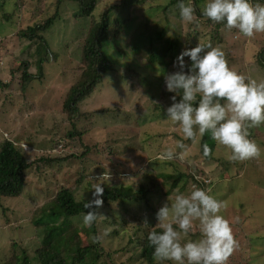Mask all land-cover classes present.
<instances>
[{"label":"rangeland","instance_id":"1","mask_svg":"<svg viewBox=\"0 0 264 264\" xmlns=\"http://www.w3.org/2000/svg\"><path fill=\"white\" fill-rule=\"evenodd\" d=\"M116 1L100 0L94 15L99 17ZM171 1L147 0L132 9L114 12L113 16L127 17L129 20L127 32L115 39L112 43L116 46L114 53L110 49L109 53L112 59H117L118 62L123 59V64L128 63L129 66L116 65L117 70L107 73L93 100H88L83 106L91 114L78 122V129L82 130L93 123L94 130L91 129L81 139L71 140L65 137L71 125L67 114L63 113V102L67 90L82 73L84 64L80 58V50L92 18L76 17L74 13L79 4L75 1L65 0L59 4L58 0H0V142L5 138L14 140L32 160L42 154L49 156L75 152L83 156L82 161L85 160L84 154L81 155L85 150V143L101 139L110 142L112 152L110 149H104L103 153L95 150L86 163L71 156V164L61 167L64 170L58 178L62 184L75 186L77 196L85 198L91 196V188L85 182L87 178L80 181L82 171L91 175L90 181L93 184L107 170L111 174L110 182L130 184L136 189L143 185L149 189L145 200L140 204L135 202L126 205L131 217L138 213L143 219L150 218L153 209H160L165 203L170 204L168 197L174 198L176 195L169 194L173 180L164 175L184 173L180 182L184 186L181 193L188 194L192 191L194 183L187 179L186 174H193V170L196 172L198 169L193 167L195 165L205 172L203 175L196 172V176L212 179L211 195L226 205L220 214L229 220L238 242V247L227 264H264V124L249 130L250 135L255 136L250 138L261 149L260 157L236 162L237 165L234 162L225 172H221L219 162L207 164L204 161L200 152V140L197 144H192L190 140L184 141L189 145L190 151L183 161L174 159L176 164H173L169 160L159 159L166 147H174L177 141L182 140L179 125H174L167 118L170 104L166 100H158L162 90L161 78L166 74V69L173 68L174 65L164 56L167 45L159 44L158 59L153 64H147L145 55L134 53V48L141 50L158 29L165 28L168 36L182 39L191 31L187 29L189 24L181 21L179 7L170 4ZM191 2L193 4V0ZM253 3L264 5V0H253ZM10 13L13 16L9 20L7 14ZM55 14L58 16L49 33L56 36V45L52 39L50 43L54 45L52 50L58 52V55L50 57L49 62L45 63L48 72L45 78L29 82L23 94L20 84L22 61H29V71L36 74L34 60L40 55L36 53L37 44L22 37L21 32ZM47 32L44 36L49 41ZM221 33L225 39L221 46L229 66L246 77L264 79V67L260 64V55L264 51V33L248 38L236 29L227 30L225 26ZM135 36L138 37L136 41ZM123 54L128 61H124ZM175 67L177 68V63ZM33 98L35 101L31 102ZM31 103H35L36 107L32 108ZM90 117L94 119L91 123ZM52 139L64 145L60 148L61 152L58 151L60 153H49V140ZM217 147L216 157L227 159L231 154L224 146ZM98 167L106 170L97 169ZM58 187L59 181L53 176V168H40L38 171L31 169L27 186L21 195L2 197L0 262L10 253L14 241L24 246L30 256L34 255L45 229L51 225L37 228L33 220L46 215L44 212L50 210L53 205L51 199ZM43 205L45 211L37 213ZM100 210V213L110 212V209ZM33 211L37 213L34 218ZM120 211L115 208L113 212ZM105 218L108 219V215L100 216L98 222L101 223ZM133 224L113 235L110 232L117 225L105 223L107 227H104L100 224L98 232L94 233L92 230L88 235L84 233L83 238L102 236L99 244L105 250L113 252L118 264H146L141 262L139 251H135V244L129 241L131 235L135 237ZM118 226L121 230L122 226ZM38 231L41 236H38ZM200 238L197 224L186 239ZM163 264L173 262L164 261Z\"/></svg>","mask_w":264,"mask_h":264},{"label":"trees","instance_id":"2","mask_svg":"<svg viewBox=\"0 0 264 264\" xmlns=\"http://www.w3.org/2000/svg\"><path fill=\"white\" fill-rule=\"evenodd\" d=\"M64 1L65 0H58V3L60 4ZM68 1H75L79 4L78 9L74 13L76 17L92 18L89 29L86 31L87 33L85 32L86 34L82 39V47L80 50V58L84 64L82 73L79 79L67 90L63 102V113L67 114L68 122L71 125V128L66 132L65 137H69L71 140H73L74 138L81 139L83 135L86 133L88 134L92 127H94L93 123H91L94 120L92 117L89 118V123L91 124L86 125L82 130L78 129V122L81 119L88 118V116L91 114L90 112H87L83 106L88 103V100H93L95 97L94 94L96 95L95 92L102 85L101 83H103L107 73L117 70L118 68L116 65L126 67L129 66L128 63L123 64V59H121L119 62L117 59H112L109 53V49L112 54L114 53V48H116V46H114L112 43L115 41V39H119L121 35L127 32L126 26L128 25L129 20L127 17L121 18L119 16H113L114 12L116 13L120 9H132L139 4L145 3L147 0H117L116 2L109 5L107 9H105V11L99 15V17H96L94 13L100 5V0ZM187 1L189 0H183L185 4L188 3ZM180 2L181 0H172L170 4L172 3L178 6ZM204 3L205 0H193V6L196 9L199 27L188 23L189 25L187 29H191V31H188L183 39L178 36H168L165 33L167 31L165 28V30L163 28L161 30L158 29L155 30V35L150 37L151 39L149 43H147V45L145 43L141 50H137L135 47L134 49L136 52L134 53H143L147 58V64H153L155 63L156 59H158V46H160L159 44L162 43L163 45H167L164 56L175 67L177 58L180 56V54L185 49L196 47L199 42L204 44L211 43L213 46L223 45V43H225V39L221 32L222 27L224 28V24L214 23L201 14L200 9ZM167 7H169V4ZM7 15H9L7 17L9 20L13 16L11 13ZM57 16L58 14H55L46 20H42L35 23L34 25L29 26L21 32L22 37L28 39L31 41V43L37 44L38 48L36 53L40 55L36 58V60H34L37 68L36 74L29 71V61H22V72L20 79L22 92L26 90L29 82H32L36 79L40 80L45 78V74L48 73L45 63L49 62L50 57H56L58 55V52L52 50L54 45L52 46L50 43V39H52V42H54L56 45V36L53 37L52 33H49L52 30ZM46 31H48L47 35L49 38H47L49 41L44 36ZM136 38L138 37L135 36V41ZM132 47H134L133 44ZM32 56L33 55H31V57ZM123 57L125 58L126 55L123 54ZM184 60V71L190 72L192 61L188 56H185ZM124 61H128V59L125 58ZM260 64L264 67V51L260 55ZM174 67L167 68L166 74L161 78L162 90L158 98V100H166L170 106L173 103L171 99L172 96H177V102L182 99V95L169 92L166 88L165 76L180 70L178 66L177 68ZM33 101H35L34 98L31 102ZM31 107H36L35 103H31ZM158 107L159 106H156V108ZM24 111H26L25 113H28L27 110ZM89 126L91 127L87 129ZM92 130H94V128ZM250 137L255 136L250 135ZM49 141V153H60V148H62L64 145L60 144L58 140L55 141L52 139ZM72 143L73 142H71V144ZM204 144L209 146L212 151V155L208 157L203 155ZM84 146L85 150L81 153V155L84 154V161L81 160L83 156H80L75 152L71 154H62L63 156L61 154L49 156L42 154L38 158L32 160L28 158V155H26L23 147L18 146L14 140L5 138V140L0 142V203L2 197H16L24 192L31 169L38 171L40 168L48 167V170L53 168V176L59 181V187L56 188L57 192L51 199L53 202L52 207L49 211L47 210L48 212H44L45 206H41L37 213L44 212L46 215L33 220V224L37 228H43L47 225H51L50 228L45 229L46 231H44L42 236L41 244L36 248L34 255L30 256L28 250L24 246L19 245L14 241L12 242L10 253L4 258V260L0 262V264H118L114 260L113 252L107 251L101 247V244H99L100 241L94 242V238L91 239V237H87L86 239L83 238L84 233L85 235H88L92 230L94 233L98 232L100 224L104 225V227H107L105 223L117 225L116 228L110 232V235L119 234L123 229H126L130 224L134 223L133 227L135 232L133 235H135V237L131 235L129 240L130 243L135 244V251H139L140 258L142 259L141 262L146 264H157V262L153 259L154 248L150 245L147 237L150 230L160 231V229L156 226L158 223L156 214L159 209H153L151 217L143 219L140 218L141 215H138V213L133 214V217H131L126 206L127 203L136 202L140 204L142 200H145L144 198H146V195L149 194V189L143 185L140 186L139 189H136L130 184L125 183L116 184L114 182H108L102 184V187L104 188L102 195L103 205L99 208H95V211H97L100 215H108L109 218H105L101 223H99L97 220L91 227L85 226L83 224V214L92 210L84 209L83 203L84 200L88 201L93 199V190H91V196L88 198H85L84 196H77L75 186L65 185L60 182V178L58 177L62 175L64 170L61 169V167L71 164V156H74V158L86 163L90 158V154L95 150L102 151V153L104 149L107 151L110 149V152L113 151V146L110 145V142L103 139L94 141V143H85ZM217 146V143L211 138L210 133H206L200 139V152L204 158V161L207 164H211L213 161L219 162V164L222 166L221 172H225L231 168L234 162L229 161L224 157H216V149L218 148ZM169 161L173 164H176L175 160ZM193 167L198 169L196 172H200L201 175L205 173L202 169L196 167L195 165H193ZM97 169L106 170L101 167H98ZM196 172L193 170V174H186L187 179H191L193 181L195 188L208 190V193L211 195L213 192L210 190L212 179H205L204 176H196ZM161 174L162 176L164 175L163 173ZM226 174L228 173L226 172ZM184 175V173L164 175L165 178H171L173 180L171 192H169L170 195L173 193H181V190L184 186H181L180 182ZM90 177V174L82 171L80 181L83 178H87L85 182L90 188H92L93 183L90 181ZM148 200L149 197L147 201ZM120 205L126 209L122 208ZM150 207H152V204H150ZM103 208L110 209L108 210L110 212L108 214L106 212L100 213V209ZM115 208H118V210L121 211L113 212L115 211ZM37 213L33 211V218L35 217L34 214ZM119 220H121L120 223H118ZM145 220H147L148 225H144ZM118 224L122 226L121 230ZM38 233V236H41L40 231H38Z\"/></svg>","mask_w":264,"mask_h":264},{"label":"clouds","instance_id":"3","mask_svg":"<svg viewBox=\"0 0 264 264\" xmlns=\"http://www.w3.org/2000/svg\"><path fill=\"white\" fill-rule=\"evenodd\" d=\"M178 7L182 22L199 27L191 0L187 4L181 0ZM200 11L214 23H223L227 30L236 29L245 37L264 33V5L253 0H205ZM185 56L192 61L190 72L184 71ZM176 63L180 70L167 74L165 83L167 91L182 95V99L177 102L176 95L171 97L167 118L179 125L182 140L166 147L159 159L185 160L190 147L184 141L197 144L206 133L218 146L230 150L229 161L259 158L261 149L250 138L249 130L264 124V79L249 78L232 69L223 49L211 43L199 42L185 49ZM203 155H212L207 144L203 145ZM110 180L106 170L92 185L93 199L83 203L84 209H92L83 214L85 226L91 227L102 216L95 208L103 205L102 184ZM168 200L171 203H165L156 214L160 231L150 230L147 237L157 264H227L238 242L229 220L220 214L226 207L224 202L195 187ZM197 224L201 238L186 239ZM144 225H148L147 220ZM100 240L102 236L94 237V242Z\"/></svg>","mask_w":264,"mask_h":264}]
</instances>
